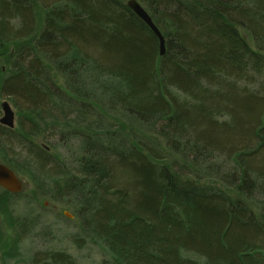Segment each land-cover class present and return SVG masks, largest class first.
I'll list each match as a JSON object with an SVG mask.
<instances>
[{
	"label": "trees",
	"instance_id": "1",
	"mask_svg": "<svg viewBox=\"0 0 264 264\" xmlns=\"http://www.w3.org/2000/svg\"><path fill=\"white\" fill-rule=\"evenodd\" d=\"M127 1L0 0V100L20 117L0 159L32 186L0 188V254L38 228L11 218L27 196L67 208L101 264H264V0H137L165 56Z\"/></svg>",
	"mask_w": 264,
	"mask_h": 264
},
{
	"label": "rangeland",
	"instance_id": "2",
	"mask_svg": "<svg viewBox=\"0 0 264 264\" xmlns=\"http://www.w3.org/2000/svg\"><path fill=\"white\" fill-rule=\"evenodd\" d=\"M0 101V119L3 118L4 115L1 105L4 101H7L11 104L16 113V127L14 129L16 130L18 128V120L20 119L18 110L7 98H3ZM53 142L56 146V141L54 140ZM53 142L47 140L45 142V147L52 149L50 147L53 145ZM15 145L18 144L16 143ZM15 151L18 155L20 153L23 157L27 155V150L23 145H18ZM59 152L61 154H66L68 151L66 148H60ZM20 177L24 183L27 184L26 191L29 189L31 191L32 186L29 178L25 175H20ZM25 197L27 196H22L11 202L10 212L13 216L11 218H26V216L29 217L30 213L33 212L34 217L39 216L38 221L40 223L38 228L32 232L29 230L28 236L21 242L19 241L18 251L13 257L5 258L3 253L0 254V264H31V259L34 254L51 250L67 252L74 257L77 264H101L104 260L109 258L108 251L103 248V246L95 244L94 242L88 240L83 244L82 248H79L72 242V236L79 232L77 229L78 223L76 220L64 217L63 213L67 208L63 209L59 207L60 205H54L48 200L47 208L43 206L44 201L42 204H39L38 200L35 199L30 205ZM8 226L9 222H4L3 226L0 225V246H5L6 238L11 233ZM187 255L196 259L193 254Z\"/></svg>",
	"mask_w": 264,
	"mask_h": 264
},
{
	"label": "water",
	"instance_id": "3",
	"mask_svg": "<svg viewBox=\"0 0 264 264\" xmlns=\"http://www.w3.org/2000/svg\"><path fill=\"white\" fill-rule=\"evenodd\" d=\"M128 8L136 14L157 36L160 44V54L165 56L166 54V40L159 30V28L153 22V19L144 7L137 0H129L127 2ZM3 111V118L0 119V124L9 128L14 129L16 125V114L9 102L4 101L1 105ZM0 187L10 194L18 195L24 191V184L21 179L17 176L14 170L8 168L6 165L0 163ZM70 219L74 217L65 213Z\"/></svg>",
	"mask_w": 264,
	"mask_h": 264
},
{
	"label": "bare ground",
	"instance_id": "4",
	"mask_svg": "<svg viewBox=\"0 0 264 264\" xmlns=\"http://www.w3.org/2000/svg\"><path fill=\"white\" fill-rule=\"evenodd\" d=\"M16 146H18V145H16ZM45 146V145H44ZM45 148H47V147H45ZM25 149H26V147H25ZM48 149V148H47ZM27 150V149H26ZM16 153V152H15ZM19 155H21L20 153H19ZM21 158L23 157L22 155L20 156ZM0 163L1 164H4V165H6L1 159H0ZM8 168H10V169H12L10 166H8V165H6ZM12 170H14V169H12ZM47 205H48V203H47V200H44V204H43V206H44V208H47Z\"/></svg>",
	"mask_w": 264,
	"mask_h": 264
}]
</instances>
